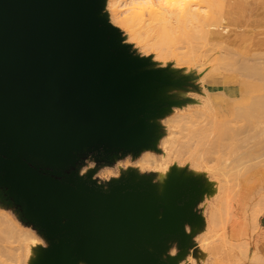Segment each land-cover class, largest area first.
Returning <instances> with one entry per match:
<instances>
[{"label": "water", "instance_id": "1", "mask_svg": "<svg viewBox=\"0 0 264 264\" xmlns=\"http://www.w3.org/2000/svg\"><path fill=\"white\" fill-rule=\"evenodd\" d=\"M98 0H0V183L67 238L56 262L155 264L142 242L178 229L180 209L137 195L96 193L34 165L29 154L69 162L83 145L132 147L141 121L130 108L138 66L98 17ZM132 124V125H131ZM131 125V126H129ZM65 221V222H64ZM62 260V261H61Z\"/></svg>", "mask_w": 264, "mask_h": 264}, {"label": "rangeland", "instance_id": "2", "mask_svg": "<svg viewBox=\"0 0 264 264\" xmlns=\"http://www.w3.org/2000/svg\"><path fill=\"white\" fill-rule=\"evenodd\" d=\"M109 1L98 0V17L104 19L114 29L118 46L126 48V60L138 65L131 73L132 77L140 79L136 86H142L146 82L148 87L145 95H138L130 104L131 109L138 111L133 123L141 121L146 126L143 143L135 144L130 140L132 147L126 148L109 147L92 141L73 152L69 162L62 159L47 161L31 154L29 160L34 164L33 159H40L41 164L34 165L55 172L66 181L81 182L96 193L110 194L119 191L124 195L140 196L142 200L159 206L157 218L162 217L166 206L180 209L178 229L151 242L144 241L139 246L140 250H147L153 255L155 264H264V143L255 144L256 152H253L250 158L238 162L236 177L232 181L222 174L221 167L222 161L226 158V150L214 154L202 153L204 155L199 157L203 144L199 143L198 134L200 131L208 130L210 126L212 116L210 100L213 102L212 113L216 120H222L228 114L226 103L239 98L237 94L233 99L225 96L228 93L226 91L238 89L237 83L226 88H212L209 80L233 74L224 71L214 72L209 68L214 64L207 62L208 66H205L203 62L205 60H201L200 57L199 59L196 56L195 59L190 57L193 61L198 59L194 62L188 61L190 63L180 59V56L174 58L170 53L173 51L171 47L169 49L168 45L153 43V37L158 31L160 33V30L156 31L153 37L154 33H151L153 31L149 30L154 29L155 25L151 27V24L157 23V19L150 23L149 14L142 13L143 20L147 24L150 23L148 25L151 28L142 22L140 26L147 25L146 28L143 26L144 30L136 31L139 28L135 27L138 23H135L136 20L142 19L139 18L138 12L133 11L136 12L135 16L139 15L136 16L139 19L135 18V22L130 15L133 12L130 14L126 12L127 14L115 19L111 16ZM161 1L172 11L178 10L176 8L180 5V0L178 3L172 0H169L171 3H168V0ZM185 2L194 8L199 7V3L200 6L205 3L201 0H184V4ZM202 9L197 8L196 11ZM120 10H123V7ZM206 10L208 9L206 8L204 12ZM152 19L154 21L153 16ZM186 24L188 26V22ZM186 24L184 22V27ZM146 29L149 32L145 31ZM170 31L172 35L173 29ZM173 32L175 35V31ZM167 33L166 35L170 36ZM158 38H154L155 43H160L155 40ZM173 39L167 37L162 40H166V43L167 40L182 43ZM170 41L168 43H171ZM191 42L193 47L198 46L199 42L195 43L196 45L194 41ZM175 43L177 51L190 44L189 42L183 47L180 45L176 47ZM211 46L207 48L212 49ZM184 49L186 48L182 50ZM200 51L195 54L203 53ZM184 129L188 131L185 132ZM255 132L256 129L253 127L242 131L235 141V146H242V140L252 143L250 137ZM196 139L200 147H196L198 145L194 143ZM185 141L189 143L188 146L192 145V148L187 146L186 149L185 145L180 149L179 144ZM242 151L243 149L239 148L236 152L237 157H240ZM259 157L260 159L256 161ZM0 159H8L1 149ZM13 191V188H9L4 182L0 183V220L13 227L20 235V239L13 235L11 240L9 235L10 243L8 242V245L0 243L3 244L0 246L1 249L4 250L2 248L4 245L8 246L7 249L11 246V251H15L10 252L7 249L5 251L10 256H17L22 264H61L60 261H55L57 259L55 247L67 236L48 233L44 223L32 215L26 202ZM173 248L177 250L175 256L172 255ZM2 251L0 257L3 256ZM26 254L28 258H25ZM5 256L0 260L2 264L7 261ZM8 257L9 255L6 257L10 262L8 264L16 260L10 257V261ZM70 260L71 264H79L80 261H83V264H90L76 254H73Z\"/></svg>", "mask_w": 264, "mask_h": 264}, {"label": "bare ground", "instance_id": "3", "mask_svg": "<svg viewBox=\"0 0 264 264\" xmlns=\"http://www.w3.org/2000/svg\"><path fill=\"white\" fill-rule=\"evenodd\" d=\"M158 1L159 0H110L109 8L112 9L111 16L115 19H117V17H119L120 15L125 14L126 12L130 14L133 11L138 12L140 16L138 14H136V16L138 15L139 18L140 17L142 18L141 14L147 12L149 14L148 17L150 23L155 22V20L157 19V23L155 22L156 24L155 23L151 24V27L155 25L154 29L157 27L155 31L153 28H151L148 25L150 23L147 24V22H145L143 18L142 19H139L138 17L136 18L135 16L136 12H133L130 15L134 19V22H135V18L140 20V21L136 20L135 22V23L137 22L139 23V24L137 23V25L135 24V27L139 26V28H137L136 31L142 29L144 30V28H146L145 26L148 25L152 29L149 31H153L151 33H154L152 34L153 37L157 33L156 31L160 30V33L158 31V34H156L152 39L155 45H164V46L168 45L169 49L171 47V50H173L170 51V53L171 55H173L174 58H178L177 56H180V59H184L187 63L193 61L192 59H195L196 56L198 59L200 57V59L202 58L201 60H205L203 61L205 62L204 63L205 66H208L207 62L208 64L210 63L211 65L214 64L212 67L209 66V68L212 69L214 72L224 71L233 74L229 77L221 76L209 80L212 88L215 87L226 88L228 86L230 87V85H234L237 83L238 89L226 91L228 93L225 94V96H227L230 99H233V97L236 96L237 94L239 98L230 103L225 102L227 105L226 108H228V114L222 120H216L215 115L212 113L213 102L210 100V104H211L210 114L213 116V117L211 116V121L209 122L210 126L208 130L205 131L203 130L202 132L200 131L198 134L199 138L197 137L198 140L201 141V142L199 141V143L201 145L203 144L202 146L203 148L200 149L201 152L199 151L200 152L199 157L204 155L202 153L210 152L211 154H214L218 151L226 150L227 153L226 158L222 161L223 163V166L221 167L223 170L222 174L224 175L225 178H228L230 181H232L236 177L235 175L237 173L236 168L238 166V162H240L241 159L250 158L252 156V153L256 152L254 148L255 144L259 145L261 143H264V0H208V2L207 0H201L202 2L203 1L205 2L201 6H203L205 9L206 8L208 9L206 10V12H204L205 9L204 10L202 9L203 7L200 8L201 7L200 3L199 4L197 3L199 7L195 6L194 8L190 5V3L188 4L185 2L184 4V0H180V5L178 6V8H176L179 11L178 10L172 11L167 5L164 4V2H162L161 0H160L161 2ZM172 1H175V3L179 2L178 0L177 1L172 0ZM168 3H171V1H169ZM194 5H196V3ZM122 7L123 10H120L122 9ZM191 7L193 8V10ZM197 8L198 10L202 9L201 10L202 12L198 10L196 11ZM152 16L154 18V21H152L153 20ZM142 22L143 24L146 23L147 25L140 26ZM184 22L185 24L188 22V26L187 24L185 25V27L187 26L186 29H188L187 32L183 25ZM167 28L169 29V31H167ZM172 29L173 31H175V35L176 32L178 33V35L176 36H179V38L174 35L173 31L171 35L170 30ZM145 31H147V29ZM178 31L179 32L182 31V33L179 34ZM166 32H168L170 36H167ZM135 33L134 35L138 34ZM180 35H182L181 36V38H183L182 40L180 39ZM167 37H169V39L170 38L173 39L174 37L175 41L180 40L182 41V43L179 42L180 43L179 44L178 41L175 43L174 41H170V40H167L166 43V40L165 41L163 40ZM154 38H158L155 40H157L160 43H155ZM169 41L173 44L168 43ZM185 41H187V44H189L190 42L189 44L190 47L189 45L186 44ZM191 41H194V45H196L195 43L198 42L199 43L201 42V44L199 45L198 43V46L196 45L193 47V43ZM161 42L164 43L161 44ZM174 43L176 47L179 45L180 47L181 46L183 47L185 44L187 46H184L183 48L186 49L182 50L183 48H181L177 51V48L174 47ZM170 44L173 45V48L175 49H173L172 46H170ZM208 44L212 45V46L210 45L212 47V49L210 48L211 49L210 53H209L210 49L207 48L210 47L208 46ZM202 45L203 47L205 46L206 48L201 47ZM197 47H201V48L198 49ZM191 49L194 54L191 52ZM203 49L206 50L203 51ZM179 51H181L182 53ZM198 51L205 53L204 54L201 53L202 56L201 54L199 55L197 53L199 55L198 56L197 54H195V52ZM190 57L191 58L194 57V58L191 59ZM197 58L196 60H198ZM206 72L208 73V70H206ZM240 78H242V80H239ZM147 88L148 87L145 82L142 84V86H139L137 88L136 92L139 95L143 96L147 93L146 92ZM251 127L256 129V132L250 137L252 143L247 142L248 140H242V144H241L242 146H235V141L239 137V135L242 134V131L244 132L245 129ZM184 131L187 132L188 129H184ZM145 133H146V126L144 124L142 125L140 124V126H137L135 128L134 134L130 137V140L135 144H142L144 141ZM192 139H194V136ZM198 140L195 141L194 143L198 144ZM188 145L189 143L185 141V143L179 144V148L181 149L182 146H184L186 149H188V147H190ZM193 146L195 147V144ZM197 146L200 147L199 144L196 145V147ZM196 147L195 149H197ZM190 148H192V145ZM239 148L243 149V151L241 152L240 157H237L236 152L239 150ZM28 157L30 158V156ZM259 159L260 157L256 159V161ZM32 161L36 165H39L42 162L40 159H33ZM9 235L11 236L10 237L11 240L13 235L18 239H20V235H18L17 231L13 227L8 226L7 224L3 223L0 220V238H1L0 243L4 242V244L8 245L10 243L9 241L10 238L8 237ZM5 236H7L9 239L6 238ZM1 245L3 246V244ZM6 245L2 247L4 248V250L1 249V247L0 250L5 251V249L8 248V246ZM9 249H7V251L10 252L15 251V250L11 251L12 249L11 246H9ZM3 251H2L3 256L6 255L5 260L8 261L6 257L7 255H9L8 258L11 261L10 257H12L13 255L10 256L9 253L7 254L6 251H5L6 253L5 252L3 253ZM3 256L0 257L1 258L0 260L4 258ZM16 257L17 256H13L12 259L18 260V257L17 258ZM25 258H28L27 254ZM16 260L12 261L13 263L11 264H15L19 261ZM7 261H5V264L10 263L9 261L8 262ZM0 264H2V262H0ZM17 264H22V262L19 261V263Z\"/></svg>", "mask_w": 264, "mask_h": 264}, {"label": "clouds", "instance_id": "4", "mask_svg": "<svg viewBox=\"0 0 264 264\" xmlns=\"http://www.w3.org/2000/svg\"><path fill=\"white\" fill-rule=\"evenodd\" d=\"M177 254V250L175 248L172 249V255L175 256ZM162 259H165L162 257ZM79 264H83V261H80Z\"/></svg>", "mask_w": 264, "mask_h": 264}]
</instances>
